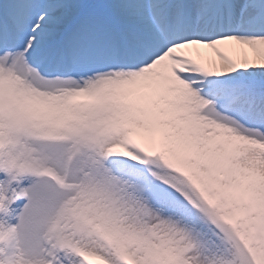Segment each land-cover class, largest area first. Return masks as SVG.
Listing matches in <instances>:
<instances>
[{"label": "snow or ice", "instance_id": "snow-or-ice-1", "mask_svg": "<svg viewBox=\"0 0 264 264\" xmlns=\"http://www.w3.org/2000/svg\"><path fill=\"white\" fill-rule=\"evenodd\" d=\"M0 264H264V0H0Z\"/></svg>", "mask_w": 264, "mask_h": 264}]
</instances>
